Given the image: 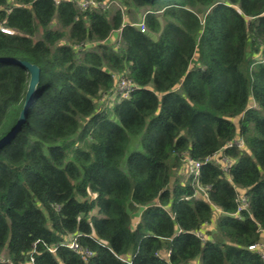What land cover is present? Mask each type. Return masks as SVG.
Segmentation results:
<instances>
[{"label": "trees", "instance_id": "obj_1", "mask_svg": "<svg viewBox=\"0 0 264 264\" xmlns=\"http://www.w3.org/2000/svg\"><path fill=\"white\" fill-rule=\"evenodd\" d=\"M118 1L0 0V264H264V0Z\"/></svg>", "mask_w": 264, "mask_h": 264}, {"label": "built area", "instance_id": "obj_2", "mask_svg": "<svg viewBox=\"0 0 264 264\" xmlns=\"http://www.w3.org/2000/svg\"><path fill=\"white\" fill-rule=\"evenodd\" d=\"M55 2H59V0H55ZM75 2V1H74ZM102 1H97V0H84L81 2H75L76 6L79 7V9L84 10V9H88V7L93 6V7H98L100 5ZM108 7V4H106V8ZM91 8V7H90ZM264 15V12L262 13ZM139 27L140 31H144L145 30V25H144V21L143 19L140 20V22L137 24ZM0 30H6V29H2L0 28ZM7 34H11L13 33L12 30L7 29ZM136 88V85L133 84L130 80L124 78L123 76H115L114 77V85L113 88L109 91V93L104 96L102 99L105 101H109L111 99H116V98H125L128 97L129 94ZM236 145L241 146V141H236L235 142ZM232 144L229 143L227 144L228 146H231ZM219 158V154H216L213 156V159L218 160ZM220 159V158H219ZM223 164V169L227 170L229 168V166L231 165L229 160L226 159H222ZM200 167V164L198 162L192 161L190 160L187 163V169L189 170L190 173H193L194 177L198 176V169ZM245 207V197L240 196V205L237 209V213L240 209ZM238 218V215H235ZM196 236H198L200 239L203 240V234L202 232L199 230L196 233ZM65 246H67L68 248L72 249L73 251L76 252H81L82 254H90L88 251H82L80 249V247L78 246V244L74 241V239L65 242L64 244ZM260 244H252V245H248V249H255V248H259Z\"/></svg>", "mask_w": 264, "mask_h": 264}, {"label": "water", "instance_id": "obj_3", "mask_svg": "<svg viewBox=\"0 0 264 264\" xmlns=\"http://www.w3.org/2000/svg\"><path fill=\"white\" fill-rule=\"evenodd\" d=\"M0 61H8L14 64L21 65L29 72V83H28L27 91L24 95L22 109L19 113V117L17 119L14 128L5 137L0 139V144H2L3 142L9 140L14 135L20 123L25 119L27 109L33 101L34 89L39 78V73H38V67L35 64H31L25 60L7 57V58H0Z\"/></svg>", "mask_w": 264, "mask_h": 264}, {"label": "rangeland", "instance_id": "obj_4", "mask_svg": "<svg viewBox=\"0 0 264 264\" xmlns=\"http://www.w3.org/2000/svg\"><path fill=\"white\" fill-rule=\"evenodd\" d=\"M74 1L75 2H81V1H84V0H74ZM106 4H108V7L107 8H106ZM90 7H93V6H90ZM90 7H88V8H90ZM98 8H106L110 12V14L113 13L116 9H120L121 12L124 15L123 18L126 19V15H125V12H124L125 10H124L123 6L119 3L118 0H102V2L100 3V5L98 6ZM138 13L140 15H142V14H144V10L142 9V11L140 10ZM140 15H138V17ZM129 16L130 17H133L134 15H129ZM142 19H143V17H142ZM52 25H53V28H58V25H57V23L55 21L52 23ZM0 28H2V27H0ZM5 31L8 32L7 29ZM0 32L7 34L3 30H0ZM37 36H39V34ZM114 100L115 99H111L109 101L102 100V103H104L103 106L104 105L105 106H110L112 103H114ZM187 172L189 173V170L188 171H182V174H186ZM212 226H213L212 224L209 225V229L210 230H211ZM202 238L204 240L206 238V236H203Z\"/></svg>", "mask_w": 264, "mask_h": 264}]
</instances>
